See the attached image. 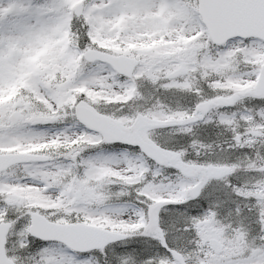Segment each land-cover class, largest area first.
Returning a JSON list of instances; mask_svg holds the SVG:
<instances>
[{
	"label": "rangeland",
	"instance_id": "obj_1",
	"mask_svg": "<svg viewBox=\"0 0 264 264\" xmlns=\"http://www.w3.org/2000/svg\"><path fill=\"white\" fill-rule=\"evenodd\" d=\"M112 3L113 0H90L89 5L85 7L83 16L89 20L91 28L90 37L103 48H122L127 51L126 54L139 58L141 64L129 82L118 81L110 68H105L103 65L95 66L93 68L94 75L89 77L85 84L79 85V88L85 91V95L101 97L111 103L124 100L130 102L131 99L140 101L143 97V89L141 87L146 82L152 86L151 83L152 81L155 82V80L158 82L165 81L162 85L163 89H179L180 91L193 92L189 88L190 85L187 83V79L170 80L166 76L171 71L179 68L183 61L187 63L189 71L192 72L197 66L196 63L203 58L201 54L192 51L191 46L186 42L192 41L196 37L203 39L204 27L197 14V8L186 6L179 0H121V10L111 9L110 5ZM10 10L11 3L0 0V11L7 12ZM195 18H198L199 22L192 24L191 21ZM29 25L31 24H25L23 29L17 28V30L12 31L0 41V48L3 47V42L6 39L12 41L17 38H24L29 41L28 51L32 49L36 50L32 54V60H37L39 65L46 69H49L51 65L57 63L62 70H65L71 61L79 57V50H71L64 55L61 54L60 48L57 47L59 38H56L59 33L53 34L52 37L50 34H46L41 37V42H37V40L32 41L31 37L34 31L31 34L25 33L29 32V30H26L30 27ZM48 40H53V50H48L44 47L43 44ZM229 44L231 46L227 48L226 52H245L248 50L252 53L249 58H251V55H256L257 57L264 55V51L260 50V45L245 48L238 42L235 44L231 42ZM155 47H159L157 50H161L159 54L152 53ZM42 57L46 58L45 63H40ZM4 59L0 56V133L7 134V132L9 133L11 131L7 128V125L2 124V121L5 122L7 120L9 113L13 109H18L16 103H25L26 107L29 105L25 100L15 99L12 96L10 88L6 86V83H3V78L8 74L23 76L28 73L22 72L23 65L18 60L13 58L10 66H6ZM203 63L205 65H213L215 62L209 56L205 55ZM30 64L28 67H30ZM256 78V73L250 72L237 78L233 76L232 82H235L239 87H247L252 85ZM66 84L69 85L68 83ZM226 85L228 86H225L224 89L230 90V85L233 84L226 81ZM32 89L37 90L35 88ZM136 92L138 93V97L135 96ZM39 95L50 110H56L57 101L52 95L50 99L40 94V92ZM69 95L70 92L68 90L67 96ZM13 101L16 103H11ZM6 104L8 105L7 108H5ZM176 116L181 118L185 114L178 113ZM26 120V128L14 131L9 136L23 135L29 138L20 142H7L0 139V149H14L18 144L21 146L20 149L23 148L26 150L35 148L41 143L53 142H59L69 147L86 134L80 128L76 132L67 130L52 131L48 128L46 130H37L35 129L36 126L32 125L33 122L35 123L34 116H27ZM228 121V115L225 113L212 111L205 118L204 123L207 127L222 128L226 126ZM90 136L91 139H88V142H98L100 140L94 135ZM124 152L125 149L112 148L108 149V151L103 149L97 152L96 155L90 158V163L93 165V168L99 170H94L91 176L95 180L102 179L103 181L107 174L113 178L111 179V183L116 185L121 183L120 179L126 181V183L139 182L143 177V173L146 171V167L141 159L126 155L123 157L122 163H106L103 161L105 157L123 154ZM127 153L129 152L127 151ZM26 169L31 177H24L20 180L17 179L8 182L3 181L4 177L0 179V187L9 186L11 189H16V192L11 193L9 195L10 197L8 196L5 202L0 204V221L8 213L18 214L23 212L27 205L31 208L40 205L44 209L58 208L64 210L67 208L68 211H71L73 208H86L102 199L100 188L97 184H93L88 176L80 175L76 178V183L74 179L72 181L71 179H66L68 176L73 177L75 174V171L68 164L56 165L55 162L49 161L45 164L29 165ZM79 188L83 191V203L75 205L74 192ZM181 188V185L175 188H153L145 191V197L152 202L164 199L179 200L183 196L182 191L184 189ZM210 190L211 187L208 191ZM111 191L117 192L116 189H112ZM120 192L123 191L120 190ZM98 211H100L99 215H93L91 217L93 224H105L117 230H136L140 229V226L144 227L145 224L142 213H139L137 218L133 208H128L124 215L106 214L102 211V207ZM202 220H209L212 223L211 227L216 230L215 232L209 230V232L201 233L200 237L203 240L208 241L212 237L223 238L226 236L223 231H220L219 221L214 219L213 216L207 215L206 213L204 217L199 218L195 223ZM22 221L23 223H20V229L12 234V246L10 250L13 253L12 257L16 259H18L15 252L17 241L26 238L25 235L28 232L26 222L23 219ZM23 246L21 243L20 247L22 248ZM258 254L259 252L255 254L253 261H248V259L246 264H264V252L262 255L258 256ZM56 259V257H48L45 259L44 264H55ZM211 264L216 263L211 262Z\"/></svg>",
	"mask_w": 264,
	"mask_h": 264
},
{
	"label": "snow or ice",
	"instance_id": "obj_2",
	"mask_svg": "<svg viewBox=\"0 0 264 264\" xmlns=\"http://www.w3.org/2000/svg\"><path fill=\"white\" fill-rule=\"evenodd\" d=\"M111 9L121 10L122 3L121 0H113V3L110 5ZM198 18H195L191 21L192 24L198 23ZM232 43H239L241 46L245 48H250L253 45H260V50L264 51V43L259 40H256L252 37L241 36L239 40H236V37L230 38ZM91 41L87 35L84 36L81 42V48L90 44ZM231 44L228 41H225L224 45H217L216 47L220 49L221 52L226 51ZM80 100H86L87 97L81 96ZM258 104L261 105L258 109H256L253 113L254 120L256 118V113H260L264 115V97H253ZM114 115V113H113ZM76 126H81L80 121H76ZM82 132H86L89 135L100 136L101 134L92 128H89L87 125H83L81 127ZM104 144H110L114 148L117 149H125L123 154H116L110 157L103 158L104 162H123L124 156H131L139 158L145 162L152 160L151 164H145V166L149 169V171L145 174V179L139 185L135 186L137 188L142 189L147 183L148 176L152 175L153 171L159 170L161 175H164L165 170L167 168H171V165H158L157 162L148 156V154L144 151V149L134 143H129L126 140H101L100 143L91 145V148H97ZM128 146H138L140 149L139 153H127L126 149ZM183 153V150H181ZM179 175V170L176 172ZM264 175V174H261ZM211 190L206 194L204 193V188H202L199 194L193 196L190 200L185 201L180 205H166L164 206L166 209L172 211V215L168 216L167 219L163 220V224L171 228L176 223L184 221L187 223L189 216H199L201 214H206L207 210L215 203L219 201L221 197L223 200L221 201V207L226 208L229 211L236 210V202L237 199H242L235 192L236 186L230 181L227 185L222 186H212ZM132 193L129 192V196ZM191 202V203H190ZM103 205V202H102ZM248 214L246 219L249 222L256 223L258 228L259 225L264 224L260 218V210L256 207L255 199L252 197L248 198ZM151 206V201L147 199V197L142 196L139 191L136 192V200L133 204L132 202H126L120 205H114L111 207L103 206L102 211L106 214H121L124 215L128 208H133L134 213L139 216V213L143 212L145 217H147V210ZM90 210L85 208V212L88 213ZM243 214V210H241ZM93 215H99L100 211H96L92 213ZM61 214H57L55 216H50L49 219L57 220L60 218ZM7 218V217H6ZM20 223H23L21 220ZM19 225H17L18 227ZM23 231V229H21ZM30 235V234H29ZM260 235H264L261 233ZM168 233L165 232V242L164 244H160L158 240L152 237H144V240H134L132 237H124L122 240H110L103 245V247L96 248H75L71 247L68 243L63 240L51 239L45 241L42 237L30 236V238L26 237L24 239L18 240L16 244L15 252L18 256L17 264H44V261L48 257H56L55 264H122L123 258L125 256L134 257V264H149V262H154V264H158V259L168 258L174 259L171 256V252L175 250L172 247H169V240L167 239ZM175 239V237H173ZM156 242L159 246H161V251L157 252L155 255L151 252V242ZM24 246L21 248L20 244ZM135 243L138 245V248L134 249L132 253H128L124 248L125 245ZM5 244L7 247V238L5 240ZM264 250V247H261ZM163 253V254H162ZM162 254V255H161ZM146 257V258H145ZM255 258L253 257V260Z\"/></svg>",
	"mask_w": 264,
	"mask_h": 264
},
{
	"label": "water",
	"instance_id": "obj_3",
	"mask_svg": "<svg viewBox=\"0 0 264 264\" xmlns=\"http://www.w3.org/2000/svg\"><path fill=\"white\" fill-rule=\"evenodd\" d=\"M202 13L208 23L210 32L213 37L219 42L225 41L228 37L233 34H239L244 36H257L264 38V0H200ZM221 7L222 9L218 8ZM259 87L264 88V75L261 77ZM258 87V88H259ZM256 93V92H255ZM257 94V93H256ZM239 95L235 96L230 102H233ZM220 103H225L219 100ZM210 104L204 105L200 108L199 114H203L208 110ZM181 124L176 121L167 123H155L151 121L141 120L134 128L123 129L118 127V129L124 133L123 140L131 143L140 145L145 152L150 156L157 159L162 163H169L181 168L186 174H193L185 166H182L178 162V156L163 151L159 147L155 146L152 142L148 141L146 138V131L148 129L157 126H169ZM217 174L216 171L210 172V175ZM219 174H217L218 176ZM199 189H195L190 192L189 196L193 197L198 194ZM163 204L155 205L152 208L151 214V224L150 229H154L157 224V211ZM34 222L41 217L33 215ZM55 234H60L63 231L68 232L69 228H58L52 229ZM94 236L98 243H106L110 240L116 239L112 234L104 233L99 230H93ZM6 228L0 229V260L3 261L5 256L3 254V243L5 241ZM152 233V232H151ZM176 259L181 262L179 255L174 253ZM182 263V262H181Z\"/></svg>",
	"mask_w": 264,
	"mask_h": 264
},
{
	"label": "clouds",
	"instance_id": "obj_4",
	"mask_svg": "<svg viewBox=\"0 0 264 264\" xmlns=\"http://www.w3.org/2000/svg\"><path fill=\"white\" fill-rule=\"evenodd\" d=\"M37 12H38V24L39 27L35 28V31L32 34L31 40L36 41L40 39L42 36L46 34H50V31L54 28V26L59 22L57 16L55 13H52L51 15L50 10L54 9L56 5L47 3V0H44L43 3L37 4ZM46 17V18H45ZM73 28L76 32L83 31L86 35L87 31L91 30L90 26L87 25L83 19V17L74 18L73 20ZM29 49V41L25 40L24 38H17L15 40L9 41L5 40L3 42V47L0 48V56L3 58H7L9 56H12L15 60H18L22 63V72L25 73H31L30 75H26L23 77L24 83L28 85V88H35L39 90L40 94L51 97V95H54L57 91V84L60 82V76L57 74V77L55 80H50L49 75L47 72L44 71H35L34 69H30L28 66L32 62L33 59V52H35V49H32L31 51H28ZM81 51L83 49L81 48ZM46 58L42 57L40 60V63H45ZM105 68H108L107 65H105ZM110 70V69H109ZM165 81H161V84H163ZM20 95L31 97V92L28 91V89H22ZM11 103H16L15 101ZM53 103H55L53 101ZM8 105H5V108H7ZM16 107L22 111V115L18 114L14 117H12L11 120H8L7 123L11 125L10 131H15L16 129H22L27 127V120L26 117L29 116L32 112L35 111H45L46 109L44 106L38 102L33 101L31 105L27 106L25 103H16ZM29 137H25L23 135L19 136H5L3 137L4 141L7 142H20L24 139H28ZM261 233H264V224L259 225V233L257 235L260 236L259 240H256L255 236H253L251 239L255 241L257 246L264 247V235H260ZM245 238H248V234H245Z\"/></svg>",
	"mask_w": 264,
	"mask_h": 264
},
{
	"label": "trees",
	"instance_id": "obj_5",
	"mask_svg": "<svg viewBox=\"0 0 264 264\" xmlns=\"http://www.w3.org/2000/svg\"><path fill=\"white\" fill-rule=\"evenodd\" d=\"M186 99H183L181 102L182 104H188L192 101H194V96L185 97ZM195 142L193 143L192 140L190 139H186V140H181L179 142H177V145L173 143L172 139H160V141H162L163 143H166L168 146H170L171 148H177V149H182L185 148L184 151H188L190 152L189 154L186 153V157L190 160L192 159L193 161H203V158L200 156V154L202 152H195L196 151V146H198L199 144H201L202 139H194ZM195 146V147H193ZM191 160V161H192ZM145 238H139V240H144ZM138 248V245L131 247V250L133 251L134 249ZM146 258V257H145Z\"/></svg>",
	"mask_w": 264,
	"mask_h": 264
}]
</instances>
